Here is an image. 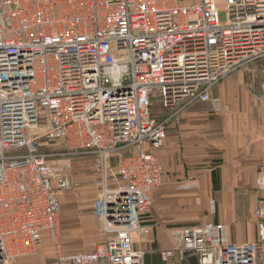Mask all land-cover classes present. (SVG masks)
I'll return each instance as SVG.
<instances>
[{
  "label": "built area",
  "instance_id": "2783aa9c",
  "mask_svg": "<svg viewBox=\"0 0 264 264\" xmlns=\"http://www.w3.org/2000/svg\"><path fill=\"white\" fill-rule=\"evenodd\" d=\"M261 59L264 0H0V264L36 254L45 235L57 264H145L163 183L154 150L169 120L198 102L220 111L214 87ZM156 95L168 119L153 115ZM43 139L94 157L104 239L91 251L63 254L60 194L77 184L36 153ZM257 183L264 189V171ZM255 214L256 242L232 243L223 223L206 222L180 228V245L161 258L258 264L264 198Z\"/></svg>",
  "mask_w": 264,
  "mask_h": 264
},
{
  "label": "crops",
  "instance_id": "0c3cea01",
  "mask_svg": "<svg viewBox=\"0 0 264 264\" xmlns=\"http://www.w3.org/2000/svg\"><path fill=\"white\" fill-rule=\"evenodd\" d=\"M212 98L221 103L220 111L211 102L194 104L181 125H169L164 145L154 150L163 183L152 193L145 264H165L161 251L180 245L177 231L185 226L223 223L232 243L259 238L255 210L264 198V189L257 186L264 171V59L220 81ZM74 176L75 189L60 194L64 255L91 251L104 239L94 211V175L78 171ZM43 238L37 255L13 264H57L50 238ZM257 263L264 264V256ZM184 264L199 263L191 255Z\"/></svg>",
  "mask_w": 264,
  "mask_h": 264
},
{
  "label": "rangeland",
  "instance_id": "374dc122",
  "mask_svg": "<svg viewBox=\"0 0 264 264\" xmlns=\"http://www.w3.org/2000/svg\"><path fill=\"white\" fill-rule=\"evenodd\" d=\"M152 108H153V115L160 121L168 119V117L172 114L171 111L166 110V109H164L162 107V104L160 102V98H159L158 95H156V97L153 98V106H152ZM183 114L181 116H179V117H174L173 119L169 120V125L172 122H175L178 125H181ZM169 125H168V127H169ZM42 130H44V129H41L40 131H42ZM19 153L20 154H24V153L26 154V151L25 150H19ZM36 153H38L40 155H47L48 156V158L50 159V161L54 165V171H55L56 174H60V173L61 174H66V175H68V176H70L71 178L74 179V177H75L74 175L78 171H87L88 174L90 173V174L94 175L95 184L97 182L98 174L91 168V165L93 164V160H94V157L91 154L70 153L69 151L66 150V148H65V146H64L62 141H59V140H48V139H43V141L41 142V144H40L39 148L37 149ZM125 153H127V152L126 151H120V152L116 153V155L114 156V158L112 160V164L116 165L119 156H121V155H123ZM76 184H77V182H76ZM257 186H258V183H257ZM75 187L73 189H75ZM54 188L55 189L57 188V183L56 182L54 183ZM96 188H97L98 193H99V189L97 187V184H96ZM72 190H66V191H72ZM60 215H61V213H60ZM61 240H62V238H61ZM51 243H52L53 248H54V244H53L52 240H51ZM37 253H38V249H37ZM37 253L34 254V255H30V256H35V255H37ZM263 256H264V254L260 255V257H263Z\"/></svg>",
  "mask_w": 264,
  "mask_h": 264
},
{
  "label": "bare ground",
  "instance_id": "6f19581e",
  "mask_svg": "<svg viewBox=\"0 0 264 264\" xmlns=\"http://www.w3.org/2000/svg\"><path fill=\"white\" fill-rule=\"evenodd\" d=\"M66 191V190H65ZM64 192V191H63ZM62 193V192H61Z\"/></svg>",
  "mask_w": 264,
  "mask_h": 264
}]
</instances>
